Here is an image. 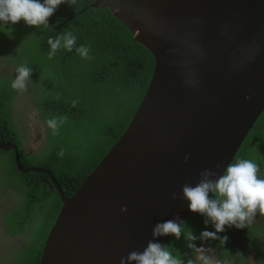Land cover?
Listing matches in <instances>:
<instances>
[{"label":"water","instance_id":"1","mask_svg":"<svg viewBox=\"0 0 264 264\" xmlns=\"http://www.w3.org/2000/svg\"><path fill=\"white\" fill-rule=\"evenodd\" d=\"M99 6L151 54L153 68L124 130L68 197L48 170L21 168L17 146L0 140L16 170L45 174L60 200L37 264H119L142 251L155 224L192 213L182 185L195 186L206 168L223 174L264 109V0L87 7Z\"/></svg>","mask_w":264,"mask_h":264},{"label":"trees","instance_id":"2","mask_svg":"<svg viewBox=\"0 0 264 264\" xmlns=\"http://www.w3.org/2000/svg\"><path fill=\"white\" fill-rule=\"evenodd\" d=\"M92 1L76 0L74 7L60 5L49 18V28L38 30L27 26L23 20L15 25L0 26V61H5L14 72L20 64L32 68V83L21 94L20 111L32 114L41 125L37 149L34 152L23 150L24 136L20 137V132L25 134V128L13 121L10 104L17 91L11 88L14 79L5 75L0 77V140L17 146L21 168L32 166L48 170L66 197L73 194L122 133L153 68L151 54L129 41L127 31L108 15L106 8L87 7ZM78 11L81 12L70 18ZM64 31L77 37V46H88L92 59L81 58L75 48L70 53L61 49L49 59L48 38L54 39ZM73 101H76L75 107ZM64 115L67 121L53 136L46 120ZM61 149L62 157L58 155ZM237 159L256 162L264 177V109L231 161ZM1 178L17 194L14 206L4 215V230L28 235L15 258L3 264H37L46 233L60 207L58 195L45 174L18 172L12 150H0L2 183ZM204 220L205 217L192 212L184 221L199 237L202 231H215L210 223L205 225ZM258 227L261 231L256 234L250 228H226L219 234L228 237L223 246L216 240L198 239L195 243L197 247L213 249L212 257L228 259L231 264H244L245 252L229 242L236 232L243 244L254 249L255 261L264 264V243L257 239L259 234H264V221ZM186 244L183 236L180 240L171 236L164 245H169L173 254H177V250L186 264L188 258L194 257Z\"/></svg>","mask_w":264,"mask_h":264},{"label":"clouds","instance_id":"3","mask_svg":"<svg viewBox=\"0 0 264 264\" xmlns=\"http://www.w3.org/2000/svg\"><path fill=\"white\" fill-rule=\"evenodd\" d=\"M68 4L75 6L76 0H0V26L11 23L15 25L21 20L27 26H35L36 29L49 28V18L55 14L59 6ZM47 43L50 47L48 58L52 59L56 53L63 49L76 53L83 59H92L90 49L86 45L77 46V37L70 31H64L54 39L49 37ZM15 78L11 88L24 93L28 85L32 83V68L26 64H20L15 68ZM59 98V97H58ZM247 98V97H246ZM76 101L72 102L75 107ZM68 117L57 116L46 120L52 135L59 133L61 126ZM64 155L63 149L58 153ZM188 157H185L187 161ZM216 169L220 164L215 165ZM182 198L189 202V210L205 217L204 223H209L215 231H202L197 237L193 230L187 226L186 221L179 217L157 223L152 228L153 239L147 242L142 251L133 250L126 257L120 259L119 264H185L181 254H173L169 245H161L155 242V238L171 235L176 240L181 237L187 242L186 246L192 250L191 258L186 264H231L228 259L213 258L209 253L213 249L203 246L197 247L196 241L216 240L223 246L228 237L221 236L226 228H249L255 222L259 213L264 216V177L260 175L259 165L249 159H237L227 164L223 174L206 168L199 174L195 186L185 183L182 185ZM177 199L176 193L171 196ZM127 207L121 208V212H127Z\"/></svg>","mask_w":264,"mask_h":264},{"label":"flooded vegetation","instance_id":"4","mask_svg":"<svg viewBox=\"0 0 264 264\" xmlns=\"http://www.w3.org/2000/svg\"><path fill=\"white\" fill-rule=\"evenodd\" d=\"M5 75H10L11 78H15V72L12 70L5 61H0V77H4ZM20 100H21V93L18 91L13 95L11 99V112H12V119L14 122L19 124L21 126V123L23 121V116L26 113L20 111ZM34 118V117H33ZM35 119V118H34ZM36 120V119H35ZM37 122V121H36ZM37 124L39 127L41 126L38 122ZM24 136L25 134H22L20 132V137ZM38 147V144L35 149L28 150L30 152H34ZM2 183L0 182V264H3L4 262L8 261L11 262L18 251L23 246V243L26 241L27 234H10L5 232L4 227L5 226V213H9L12 206L15 204V199L17 197V194L10 189L5 182H3V178H1ZM4 194H3V193ZM35 213V212H34ZM36 214V213H35ZM264 221V216H260L259 213L255 217V222L250 225L251 230L255 232V230H258V225H262ZM255 225V227L253 226ZM232 230H235V227L231 228ZM244 237V236H243ZM245 239V238H244ZM229 242H233L237 244V246L241 247V249L245 252V263L244 264H258L257 261H255V252L253 248L248 247L247 244H243L241 242V239L237 236L236 232H233L231 241L229 239ZM264 243V241L262 242ZM213 258H216L214 256ZM236 264V263H235Z\"/></svg>","mask_w":264,"mask_h":264},{"label":"rangeland","instance_id":"5","mask_svg":"<svg viewBox=\"0 0 264 264\" xmlns=\"http://www.w3.org/2000/svg\"><path fill=\"white\" fill-rule=\"evenodd\" d=\"M22 116L23 121L21 123V126L25 128V139L23 140L21 147L23 150H33L36 148L37 144H39L41 130L32 114L27 113ZM260 231L261 227H259L257 231L255 230L254 234L259 233ZM257 239L259 243H262L264 241V234H259L257 236ZM203 247L208 248L206 246ZM209 255H211V253H209Z\"/></svg>","mask_w":264,"mask_h":264}]
</instances>
